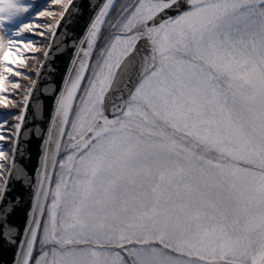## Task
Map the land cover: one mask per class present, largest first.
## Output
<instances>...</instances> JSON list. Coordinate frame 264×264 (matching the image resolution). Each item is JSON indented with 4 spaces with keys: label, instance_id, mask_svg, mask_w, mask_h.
<instances>
[{
    "label": "snow or ice",
    "instance_id": "1",
    "mask_svg": "<svg viewBox=\"0 0 264 264\" xmlns=\"http://www.w3.org/2000/svg\"><path fill=\"white\" fill-rule=\"evenodd\" d=\"M33 5L0 0V105L17 110L0 112V235L13 244L8 184L31 189L16 264H264V0H90L59 87L43 69L69 51L79 9L37 11L56 20L37 33L51 39L6 99V74L30 78L14 66L37 52L23 35Z\"/></svg>",
    "mask_w": 264,
    "mask_h": 264
},
{
    "label": "water",
    "instance_id": "2",
    "mask_svg": "<svg viewBox=\"0 0 264 264\" xmlns=\"http://www.w3.org/2000/svg\"><path fill=\"white\" fill-rule=\"evenodd\" d=\"M67 2V1H66ZM76 8L79 9V13L74 9L71 13V18L73 19L72 24L69 26V51L64 55L58 56L51 65H46L43 69L45 75L41 77L42 80L53 83L55 86L59 87L62 83L64 73L67 70L69 60H70V50L71 42L77 40L84 35L86 26L88 24L89 16L91 15L90 9L88 7L90 0H73ZM57 19H60L59 16ZM56 23V20L53 24ZM66 25H68V20L61 21L57 30V39H64L61 33L65 32ZM48 39L44 48L49 44L51 39V33H48ZM43 57V53L40 58ZM51 60V58H49ZM37 68L40 67L39 64L36 65ZM55 68V72L52 73L51 69ZM31 79H35V71L30 73ZM43 87V85H41ZM53 99L45 98V119L40 120L38 123L41 126H45L47 123V117L51 115L53 107ZM27 127L35 128L36 125L30 120ZM23 139V136L21 137ZM42 141L38 139L35 134L30 141H26L27 147L24 154V159L22 160L23 165L27 169L29 175H35V169L38 165L39 155L41 151ZM9 191L7 193L6 199H11L14 201L15 210L12 214L8 216L7 223L9 226L14 227L18 230V235L15 236L17 240L16 244L11 243L9 240L3 238L0 235V264H16L17 251L19 248L18 241L23 238L24 228L28 220V213L31 207V189L28 188L23 180H17L13 178L8 184ZM3 227V220H0V228Z\"/></svg>",
    "mask_w": 264,
    "mask_h": 264
},
{
    "label": "rangeland",
    "instance_id": "3",
    "mask_svg": "<svg viewBox=\"0 0 264 264\" xmlns=\"http://www.w3.org/2000/svg\"><path fill=\"white\" fill-rule=\"evenodd\" d=\"M67 0H61L62 3H66ZM25 2H31V0H25ZM61 4H55L52 2V0H34L33 10L29 14H27V19L33 21L37 27L35 28L34 32L24 33L23 35L26 38V42L31 41L33 43V47L37 48L36 53H32L31 50H22L24 59V66H21L19 63H17L14 67L16 71H19L21 73H32L35 71L33 69V65L36 64V60L33 57L39 58V56L42 54L44 47L46 45L48 36H41L37 33L40 32H46L47 29L43 26L50 25L54 23V19L52 17L44 16V17H37L36 12L37 11H51L53 15L57 18L59 16V12L62 10ZM27 22V21H26ZM8 76V80H6V88L8 91L4 93V96L6 99L10 100H19L20 94L24 92V89L29 83L30 78H25L24 75L21 76H13L11 74H6ZM10 82H18L20 84L19 89H11V83ZM17 111L14 109L5 108L3 105H0V112L2 111ZM0 143H6V142H0Z\"/></svg>",
    "mask_w": 264,
    "mask_h": 264
}]
</instances>
